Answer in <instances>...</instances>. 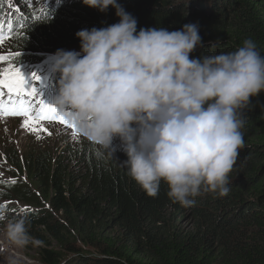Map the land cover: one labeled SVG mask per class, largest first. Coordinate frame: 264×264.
<instances>
[{
  "label": "trees",
  "instance_id": "trees-1",
  "mask_svg": "<svg viewBox=\"0 0 264 264\" xmlns=\"http://www.w3.org/2000/svg\"><path fill=\"white\" fill-rule=\"evenodd\" d=\"M203 1L198 12L173 0H117L137 31L197 24L202 45L190 59L234 51L248 38L264 55V0ZM36 14L28 12L3 46L20 69L61 49L79 52L77 31L119 22L111 6L102 13L82 0H51ZM251 102L226 196L207 192L186 208L171 202L163 181L156 196L147 195L123 166L128 157L118 137L113 157H99L103 150L87 138L56 145L35 137L19 148L0 137V211L5 220L27 214L44 264H264V92ZM187 209L195 219L190 231L176 225Z\"/></svg>",
  "mask_w": 264,
  "mask_h": 264
},
{
  "label": "clouds",
  "instance_id": "clouds-1",
  "mask_svg": "<svg viewBox=\"0 0 264 264\" xmlns=\"http://www.w3.org/2000/svg\"><path fill=\"white\" fill-rule=\"evenodd\" d=\"M119 22L77 31L80 51L50 57L60 74L56 109L71 113L78 133L114 155V138L128 159L123 166L149 196L161 182L172 203L191 207L202 192L221 197L244 147L242 129L252 98L264 92V55L251 38L234 51L190 59L202 45L197 24L182 30L141 28L117 0H82ZM4 247L30 242L25 213L5 220ZM7 264H17L7 256Z\"/></svg>",
  "mask_w": 264,
  "mask_h": 264
},
{
  "label": "rangeland",
  "instance_id": "rangeland-1",
  "mask_svg": "<svg viewBox=\"0 0 264 264\" xmlns=\"http://www.w3.org/2000/svg\"><path fill=\"white\" fill-rule=\"evenodd\" d=\"M1 2H7L10 4H13L18 12L20 14H27L29 9H41L43 6L42 1L43 0H30V4L25 3L26 0H0ZM55 4L64 2L65 0H54ZM175 4H195V7H191L192 11H202L203 7V0H173ZM198 7V8H197ZM198 9V10H197ZM38 12V10H36ZM198 11V12H199ZM31 13V12H30ZM8 53V52H3ZM1 55V53H0ZM53 62L51 59H48L47 62L43 65V68H37L32 71V74H36L38 76L42 75H48V73L51 71L50 68H52ZM23 123L22 120L17 119H0V137L2 139H8L11 138V142H13L17 147H26L29 143H32L33 141L36 142V140H30L31 138L37 139V135H39L41 138L37 139L38 141H41V139H44V141L48 143H55L57 145L58 141H65L72 142L73 139H85L84 136H82L80 133L73 134L72 130L65 129L61 126H58L56 124H44L43 127L47 128L48 131L51 132V135H48L46 132H39V133H30L27 129L23 128L21 125ZM36 135V136H35ZM43 137V138H42ZM13 139V140H12ZM59 147V144H58ZM7 176V175H5ZM207 195V192H203L200 196L196 197L197 199H204ZM214 197V194L212 195ZM22 204V203H21ZM12 207H22L20 205L12 204ZM176 225L178 228L185 229L186 231H190L195 226V219L194 214L190 210H186V212L181 215L180 217H176ZM3 227V223H0V228ZM39 243L36 242H29L28 245H26L22 249H10L6 253L0 254V264H7V256H12L17 260V264H44L38 255V248ZM4 247V237L3 234L0 233V249Z\"/></svg>",
  "mask_w": 264,
  "mask_h": 264
},
{
  "label": "snow or ice",
  "instance_id": "snow-or-ice-1",
  "mask_svg": "<svg viewBox=\"0 0 264 264\" xmlns=\"http://www.w3.org/2000/svg\"><path fill=\"white\" fill-rule=\"evenodd\" d=\"M5 35L3 26L0 25V45L3 44ZM20 56L21 53H16ZM11 55H0V65L6 64L7 67H0V119L8 117H22V127L30 133L46 132L51 135L43 123L56 121L61 125H66L77 134L74 118L71 113H63L55 107L45 104L38 99L39 94L35 86L29 87L28 81L20 68L13 63ZM34 81L40 77L35 73L32 76ZM41 137L37 135V139ZM16 183L15 180L12 181ZM21 211H25L21 209Z\"/></svg>",
  "mask_w": 264,
  "mask_h": 264
},
{
  "label": "bare ground",
  "instance_id": "bare-ground-1",
  "mask_svg": "<svg viewBox=\"0 0 264 264\" xmlns=\"http://www.w3.org/2000/svg\"><path fill=\"white\" fill-rule=\"evenodd\" d=\"M11 120V119H10Z\"/></svg>",
  "mask_w": 264,
  "mask_h": 264
}]
</instances>
